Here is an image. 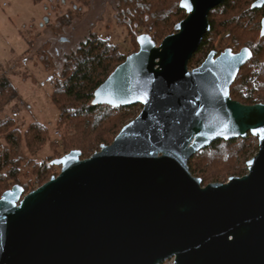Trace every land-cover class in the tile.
Returning a JSON list of instances; mask_svg holds the SVG:
<instances>
[{"label": "water", "instance_id": "obj_1", "mask_svg": "<svg viewBox=\"0 0 264 264\" xmlns=\"http://www.w3.org/2000/svg\"><path fill=\"white\" fill-rule=\"evenodd\" d=\"M224 1L180 0L186 15L159 44L137 35L93 92V105H141L111 143L50 160L59 172L28 193L2 192L0 264H264V102L229 92L251 50H211L188 67ZM247 133L258 150L246 173L202 186L188 160Z\"/></svg>", "mask_w": 264, "mask_h": 264}, {"label": "trees", "instance_id": "obj_2", "mask_svg": "<svg viewBox=\"0 0 264 264\" xmlns=\"http://www.w3.org/2000/svg\"><path fill=\"white\" fill-rule=\"evenodd\" d=\"M179 1L119 0L118 15L127 22L129 29V54L138 49V34L148 33L159 44L174 31V25L186 15ZM253 1L225 0L216 6L208 15L210 30L188 62L190 68L211 50L219 54L225 48L236 52L248 47L252 57L240 67L229 89L233 100L248 105L264 102V35L259 36L264 6L251 9ZM126 55L118 46L92 32L66 57L51 93V101L59 110L55 126L62 132L60 144L50 141V131L39 122L30 123L23 132L12 128L11 121L0 123V134L11 139L0 152V195L14 184L21 185L24 193L37 188L59 172L50 160L73 149L80 150V158L89 157L101 145L111 143L121 127L136 116L133 108L137 105L112 107L91 103L94 90ZM4 93L3 90L0 94V107L5 99L3 96L7 95ZM45 144L52 149L46 159L33 162L31 157L21 156L22 145L31 156ZM257 150V140L250 133L230 140L217 139L195 153L188 160V167L192 175L201 179L202 186L226 182L246 173V162Z\"/></svg>", "mask_w": 264, "mask_h": 264}, {"label": "rangeland", "instance_id": "obj_3", "mask_svg": "<svg viewBox=\"0 0 264 264\" xmlns=\"http://www.w3.org/2000/svg\"><path fill=\"white\" fill-rule=\"evenodd\" d=\"M83 3L82 0H0V94L3 90L7 94L0 107V123L11 121L12 128L23 132L30 123L39 122L50 131V141L60 144L62 132L55 126L59 110L51 101V93L64 65L61 50L67 53L74 49L89 31L117 45L121 51H126L127 46L129 50L127 29L116 14L107 7L96 21L103 8L102 0H93L90 9ZM74 5L82 9L75 10ZM45 18L49 22L42 28ZM58 25L62 26V34L71 38L70 42L64 44L54 39L50 56L44 50L36 51L44 35L53 28L58 30ZM44 30L48 31L44 33ZM202 61L201 57L190 68ZM136 105L135 115L141 110V105ZM8 139L0 134V152L10 143ZM13 146L17 145L13 143ZM20 153L23 158L40 162L52 154V149L45 144L30 156L22 145ZM21 168L25 170L24 165ZM167 262L173 264V260Z\"/></svg>", "mask_w": 264, "mask_h": 264}, {"label": "flooded vegetation", "instance_id": "obj_4", "mask_svg": "<svg viewBox=\"0 0 264 264\" xmlns=\"http://www.w3.org/2000/svg\"><path fill=\"white\" fill-rule=\"evenodd\" d=\"M84 3V6H89V9H90V4H91V2H93V0H82ZM102 5H103V8H102V11L99 13V14H97V19H96V21L98 20V19H101L102 18V14H103V12H105V10L107 9V7L110 9V10H112L115 14H116V17L118 18V20L120 21V22H122L124 25H125V27H126V29H127V35H128V37H129V29H128V24H127V22L126 21H124L123 19H121L120 18V16L118 15V5H119V0H102ZM74 9L75 10H81L82 9V7H78L77 8V6L76 5H74ZM66 17H68V15L66 14ZM46 19V18H45ZM45 19H44V23H42V28H44V27H47V25H48V20L47 21H45ZM61 27L62 26H57V29L58 30H53L52 28V30L50 31L49 30V34H47V35H44V41L42 42V44L38 47V48H36L35 50L36 51H38V50H44V52L46 53V54H48L49 56H50V54H49V49L52 47V42H53V40L54 39H56V40H58L59 42H61V43H69L70 42V39L71 38H69L68 36H66V35H64V34H62V31H61ZM46 29V28H45ZM48 31V30H47ZM46 30H44V33L45 32H47ZM94 33L97 37H99L94 31H89V32H87L83 37H82V39L76 44V46H75V48L77 47V45L80 43V42H82L84 39H86L87 37H89V34H91V33ZM99 38H101V37H99ZM101 39H103V38H101ZM104 40H106V39H104ZM108 41V40H107ZM109 42V41H108ZM110 43V42H109ZM117 46V45H116ZM74 48V49H75ZM74 49H72V50H74ZM120 49V48H119ZM128 49V46L126 47V51H125V53H127V55H129V50H127ZM72 50H69L67 53L66 52H64V51H62L61 50V54H62V62L64 63L65 62V60H66V57L70 54V52L72 51ZM56 51L57 52H59V49H56ZM121 51V50H120ZM123 51V50H122ZM60 53V52H59ZM126 55V56H127ZM125 56V57H126ZM51 59H52V57H51ZM125 59V58H124Z\"/></svg>", "mask_w": 264, "mask_h": 264}, {"label": "snow or ice", "instance_id": "obj_5", "mask_svg": "<svg viewBox=\"0 0 264 264\" xmlns=\"http://www.w3.org/2000/svg\"><path fill=\"white\" fill-rule=\"evenodd\" d=\"M185 7H188V5L185 4ZM257 131L260 132V133H262V134H264V129H259V130H257Z\"/></svg>", "mask_w": 264, "mask_h": 264}, {"label": "built area", "instance_id": "obj_6", "mask_svg": "<svg viewBox=\"0 0 264 264\" xmlns=\"http://www.w3.org/2000/svg\"><path fill=\"white\" fill-rule=\"evenodd\" d=\"M169 260H173V259H169ZM168 260H165L164 262H162L161 264H168L167 262ZM174 264V263H173Z\"/></svg>", "mask_w": 264, "mask_h": 264}]
</instances>
